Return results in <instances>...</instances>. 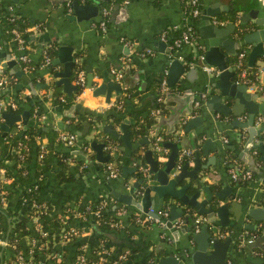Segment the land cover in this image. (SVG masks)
Segmentation results:
<instances>
[{
  "label": "crops",
  "instance_id": "1",
  "mask_svg": "<svg viewBox=\"0 0 264 264\" xmlns=\"http://www.w3.org/2000/svg\"><path fill=\"white\" fill-rule=\"evenodd\" d=\"M71 1L67 4L66 0H0V17L5 14H15L30 25L26 28L29 30L28 33L23 37L21 36V42H19L13 37L11 30H4L0 20V53H6L8 59H14L16 69L25 76L23 78L16 75L12 67L0 66V77L4 75L6 79V83L0 85L1 127L6 121L3 113L28 114L24 121L22 119L14 120L7 128L10 127V132L13 131L14 136H19L24 125L35 127L38 135L34 137V144L38 146L41 144L46 149L44 160L46 166L42 167L44 187L40 196L47 201L50 214L59 213L62 209L71 212L72 217L67 222V226H74L80 231V235L68 246L59 242L52 245L53 250L62 246L68 249L61 263L45 256L46 258H41V264H74L73 256L77 245L85 243L89 248L90 243L88 241L96 232L94 226H97L98 229H104L105 232L102 233L98 230L99 235L93 237V241L97 240V245L104 243L112 251V255L120 252L118 251L119 248L124 245L131 247V258H125L118 264H131L133 260L141 263L148 253H151L156 260L165 255L166 249L169 250V248L172 249L173 255L179 258V264H194L190 261V252L194 248V242L190 236L187 237L186 233H181L176 241L168 228H161L162 222L148 225L133 222L130 217L138 212L136 207L132 203H124L114 196V194H127L134 199L132 189L135 181L142 178V181L138 183V191L146 183L152 182L148 170L147 174L137 176V167L136 169L133 167L136 166L138 159H134V153L143 155L152 143L157 155L156 159L162 162L166 158L169 148L161 147L158 143L163 138L162 141L179 140V135L185 134L181 129V120L193 116H200L203 125L208 127L212 138L218 140L216 150H208L207 154L199 152L201 163H205L207 157L211 159L207 166L201 168L197 174L202 184L207 185L210 190H222L224 193L217 204H226L229 222L227 225H220L219 229L215 226L212 227L214 230L218 229L217 238L222 240L226 236H230L225 253V262L226 264H264V220L256 221L251 217L242 215L250 201H254L253 204L249 203L250 205L264 207V174L258 172L263 163L260 158L262 152L258 147L251 144L261 141V146L264 147V133L263 131H256L247 143L250 136L247 128L231 123L233 118L244 121L246 111H242L236 116L230 112L209 111L204 106L206 98L198 106L195 105V100L201 92L205 91L206 97L208 96V89L213 93L218 92V88L207 85L211 81H217V76L206 73L200 68L201 63L205 62L194 58V47L191 45H182L174 51L173 57L170 58L167 54L169 50L166 41L160 39V33L165 28L172 25L181 27L188 23L195 30V40L199 45V52L202 53L204 42L211 38H217L213 30L214 25H226L225 20L215 23L212 18H210V22L204 19L201 15L206 10L213 13L222 11L224 7L233 9L238 15L233 21L239 22L249 7H260L264 4L259 3L258 0H199L200 14L195 19H188L185 15L184 6L179 0H78L81 4L102 5L107 24L105 30L101 31L94 26V23L101 18L102 7H98L96 15L89 19H76L73 17L74 10L71 7ZM222 13L224 11L215 15ZM223 38L230 40L226 64L232 70L230 79L237 83L234 78L233 62L241 48L248 52L250 44L247 43L237 48L235 43L240 38L235 29H228ZM222 41L218 40V47L219 50L224 51L226 48L222 45ZM49 43L55 45L53 57L47 63L38 64L43 51L42 48ZM62 43L71 47L73 62L77 61L84 72V84L81 90L65 106L62 101L71 95L74 88H71L70 93L67 94L63 85L54 83L56 77L53 76L47 66L48 64L54 65V72L62 70V62L51 63V60L57 55V47ZM263 55L264 53L259 55L254 63L256 64ZM21 56H24L25 60H21ZM173 58L181 62L183 71L179 74L178 80L168 86L166 84V69L167 64ZM4 59L3 55L0 56V62H3ZM25 61L28 63L25 64ZM117 69L121 71L119 80L115 79L112 72V70ZM257 78L260 87L258 90H253L245 85L248 90L258 94L255 100L262 102L264 101V75L258 73ZM68 79L71 85H76L70 74ZM161 79L165 81V89L162 90L159 83L158 94L154 98L155 85ZM110 82L117 84L119 88L118 90L108 89V98H105L107 83ZM53 84L56 86V95L52 94L54 91ZM100 84H105L103 88L105 91H102L104 93L94 92V89ZM122 89L131 91V102L134 104V108L119 112L114 110L113 104L118 100ZM9 101L14 102V107L8 105ZM222 101L228 105L233 103L230 97H222ZM40 102L42 106L39 105ZM155 102L162 105V110L160 106L156 107L158 111H155ZM82 108L101 113L104 118L97 123L95 128L89 130L88 127L89 132L87 131L80 137L77 131L82 129V122L79 118ZM187 110H191L192 114L187 115ZM203 110L204 114L202 113ZM137 111H139L140 116L147 112L153 113L154 120L151 128L143 136L141 135L134 140L129 138L131 145L137 143L135 149L134 147H125L119 139H116V142L112 144L105 141H111L114 138L106 132L99 131L97 126L110 124L113 130L120 132V122L126 119L129 128L136 120ZM107 116L108 118L104 121ZM257 116H261V114L256 113L254 115L253 126L258 128L262 124V130H264V123L257 122ZM213 117L217 119L214 120ZM17 122L22 125V128L18 130L15 129ZM59 123H62V128L59 127ZM196 124L197 121L190 131H197L200 128V125ZM171 128L174 130H170ZM61 129L71 131L76 135L73 145L68 146L57 138L56 134ZM53 130L56 133L54 136L52 135ZM96 133L101 139L95 141L104 142L101 148L102 155H109V158L102 162L95 159L94 150L89 145L90 138ZM140 140L141 142L138 143ZM197 140H200V136L197 137ZM118 146H122V148L119 149ZM107 147H111L109 150L111 155L104 152ZM71 150H78L79 152L72 153ZM182 151H186V156L183 154V157L187 160L188 168H190L192 166V149L186 146L180 148V153ZM63 152H70L71 155L72 163H67L70 178L57 182L54 179V173L60 169L57 155ZM114 152L119 159L116 162L118 173L111 176L104 166L107 161L112 160L110 156L115 157ZM238 154L252 157L253 166L251 167L250 164L240 159ZM37 159L36 153L25 163L27 173H34ZM11 163V160L4 161L7 167L11 166ZM141 165L148 168L145 159L144 164ZM123 166L130 170L123 169ZM239 167L250 172V178L242 179L245 181L242 184L234 182L239 178L232 179L230 177V171ZM187 180L188 178H184L183 182ZM12 190V194L8 198L6 197L4 203L0 204V209L3 211L12 208L19 196L20 188L15 187ZM228 194L233 195L232 199H236V202L240 203V207L235 202L229 205L231 198L228 197ZM150 195L152 197L153 192H150ZM201 196L202 193L199 197ZM169 203L167 206L179 205L177 202ZM98 205L101 207L102 215H106V217H116L117 209L123 207L124 212L118 217L121 224L115 227L101 225L91 212L92 208ZM149 207L153 208L154 211H161L158 214L160 217H167L168 215L166 207L161 201L151 204ZM232 208L236 211H233ZM237 210L242 211V213L235 217L234 213H237ZM73 211L84 212L78 216L74 215ZM198 217L203 219L197 214L195 221ZM26 223L28 227L32 226L31 221L26 220ZM174 223L180 224L181 219L177 218ZM245 223H255L256 226L247 229L243 227ZM197 230L198 225H195L193 231L196 232ZM107 232L111 236H108ZM26 241V235L20 236L22 250L26 249ZM235 241H237L236 244ZM248 243L253 244L247 250ZM73 245L75 246L73 247ZM9 255L10 252L6 246L0 245V264L4 263ZM252 259H257L258 262L253 263L250 261ZM147 262H151L150 258Z\"/></svg>",
  "mask_w": 264,
  "mask_h": 264
},
{
  "label": "water",
  "instance_id": "2",
  "mask_svg": "<svg viewBox=\"0 0 264 264\" xmlns=\"http://www.w3.org/2000/svg\"><path fill=\"white\" fill-rule=\"evenodd\" d=\"M71 7L74 10V18L89 19L90 17L96 15L98 7L101 8L102 5H97L95 3L81 4L78 2V0H72ZM222 11H224V13L215 15ZM222 11L211 13L210 11L206 10V12L201 15L209 22L211 16L213 15L218 16L219 18L226 21L225 26L214 25L213 30L217 38H211L204 42V49L202 52L203 60L205 64L214 66L211 74L217 76V81H211L207 85H209V87L218 88V92L216 93H213L208 89V96L204 100V106L209 111H218L222 113L230 112L234 116L238 115V113L242 111H246V119L244 121H238L237 119L233 118L231 123L247 128L250 135L247 140L248 143L250 137H252L256 131H263L264 133V130H262L263 126H261L262 124L258 128L253 126V118L256 113L264 116V101H256L255 98L258 95L256 92H251L247 89L245 84L235 83L230 79L232 70L228 68L226 64L229 55L228 49L230 40H224L223 37L228 29H235L240 38L235 43L237 48L247 43L250 44V48L247 52L246 63L251 69L257 57L264 53V6L261 5L260 7H249L243 13L241 20H238L239 22L233 21L236 20L238 16L235 10L224 7ZM70 16L72 17V15ZM218 40H223L221 43L224 45L226 50H219ZM2 55L5 57V59L3 62H0V66L7 65L12 67L16 75L25 78L21 71L16 69L15 60L8 59V55L6 53L1 52L0 56ZM57 62H62L63 68L61 71L53 73V76L56 77L54 83L63 85V88L67 91V94H69V90L75 87L74 85L70 84L68 79L71 65L73 63V56L71 54L70 46L62 43L57 47V55L51 60V63L55 64ZM182 71L183 65L181 62L175 58L171 59L167 64L166 84L171 86L175 81L178 80V76ZM104 87L105 84H100L94 89V92L104 93L102 92L105 91L103 90ZM110 88L118 90L119 86L115 83H107L105 98H108V89ZM222 97L232 98V105H228L225 101H222ZM202 113H205L204 110ZM186 114L190 115L192 114V111L187 110ZM3 115L6 117V121L3 123L2 128L6 130L14 120L22 119L24 121L28 114L23 113L22 115H16L12 112H9L3 113ZM213 119L215 120L217 118L213 117ZM201 120L202 119L200 116H193L187 119L183 118L181 120V129L185 134L179 135V140L160 141L158 143V145L161 147L169 148L166 158L162 162L158 161L156 156L154 157L152 153L154 151V145L151 143L148 146V149L144 151L143 156L148 165V171L152 182L146 183L143 188L138 191V183L139 181H142V178L138 179V181H135L133 183L132 189L134 192L133 195L135 196L134 199L127 194H114V196L124 203H132L136 207V211H147L154 217H158V215L153 210L148 211V207L151 204H156L161 201L163 206L166 207L169 202L179 203L177 206L171 204L166 207V211L168 213L167 217L159 216V221L162 222L161 228H168L171 231L173 239L176 241L178 239V235L181 233H186L187 237L190 236L191 240L194 242V248L190 252V261L192 263L226 264L225 253L230 241V236H226L222 240L216 236L217 230L219 229L218 227L220 225H227L229 222L227 219L228 208L226 204H217L218 200L223 197L224 193L222 190H210L207 185L202 184V181L199 179L197 174L201 168H205L207 166L208 161L211 159L210 157H207L206 162L201 163L199 159L200 153L207 154L208 150H216L218 146V140L212 138L208 127L204 126ZM196 121V125H200V128H198L197 131H190L191 127L194 125V123H196ZM126 122V119H123L120 122V132L113 130L110 124L97 126V129L99 131L108 133L114 139H119L125 147H134L135 149L137 143L134 145L130 144L129 128L127 127ZM59 127L62 128V123H59ZM170 130H174V128H171ZM87 131L88 123L87 121L83 120L82 129L77 131V133L81 136L86 134ZM198 136H200L199 141L197 140ZM140 142L141 140L138 141V143ZM251 144L254 147H258L262 152L260 158L262 159L263 163L258 172L259 174L262 172L264 174V147L261 146V141ZM89 145L94 150L95 159L99 162L109 158L108 154L102 155L101 153V148L104 145V142H96L95 140H91ZM186 146L192 149L193 154L192 166L190 168H188V162L184 159L185 157L180 156V148ZM118 148L121 149L122 146H118ZM71 152L77 153L79 151L71 150ZM241 154H238L240 159H243L252 167V157H247L246 155ZM113 155L116 157L115 152ZM123 169L127 171L130 170L125 166H123ZM133 169H136V166L133 167ZM184 178H188V180L183 182ZM150 192H153L154 194L152 197ZM200 193H202L201 197H199ZM228 195L227 196L231 198L229 205H232L235 202L237 206L240 207V203L236 202V199H232L233 195ZM249 203L253 204L254 201H250ZM249 203L246 205L245 211L242 215L244 217H251L256 221H263L264 207L250 205ZM232 210L236 211V209L233 208ZM196 213L203 217L199 223L195 221V216L197 215ZM240 213H242V211L234 213L235 217H238ZM177 218L181 219V223L178 225L174 223ZM188 221L190 222L189 224ZM195 225H198V230L196 232L193 231V227ZM212 226H215L218 229L214 230ZM255 226V223H245L243 225V227L247 229L254 228ZM94 228L96 232L93 233L92 237L88 241L89 243L93 242V237L99 235V232H105L104 229H98L97 226H94ZM109 234L107 232V235L111 236ZM253 243L247 244V250ZM75 245L77 244L75 243ZM75 245H73V247ZM179 261V258H176L172 253V249L169 248V250L166 249L165 255L158 257L153 264H179ZM250 261L253 263L258 262L257 259H252Z\"/></svg>",
  "mask_w": 264,
  "mask_h": 264
},
{
  "label": "trees",
  "instance_id": "3",
  "mask_svg": "<svg viewBox=\"0 0 264 264\" xmlns=\"http://www.w3.org/2000/svg\"><path fill=\"white\" fill-rule=\"evenodd\" d=\"M87 1V0H84ZM185 13H187V9L185 8ZM2 27L5 29L11 30L16 29L20 36H24L28 33L29 30H26V28L29 25L28 22H26L21 17H12L11 15H2L0 17ZM105 22L107 24V21L105 19ZM179 30L178 29H172L171 32L167 35V42L170 43L172 38L177 34ZM42 54L41 57L38 60V64L44 62L45 58L48 57L51 59L55 53V45L53 43H49L44 45L42 48ZM246 56L243 59V65H246ZM28 62L25 61V64ZM48 69L50 72L54 73L55 66L48 64ZM81 68V65L75 61L71 65L70 70V76L72 79L75 77L76 71ZM236 76V70L234 71V78ZM246 77L249 79V81L257 83V80H255V73L253 69H247L246 70ZM159 81L155 85V90L153 93H155L154 98L157 97L158 90H159ZM82 86L76 84L71 95L67 98H65V101H62V104L65 106L67 103L71 102L74 97L79 93ZM54 91L52 94L56 95V86L53 84ZM132 95L131 91L129 89H122L119 98L116 101V103L113 104V108L115 111L123 112L131 110V108H134V104L131 102ZM68 101V102H67ZM155 101V99H154ZM61 103V102H60ZM42 106V103L39 104ZM155 108L160 107L162 110V105L158 102H155L154 104ZM139 111H137L136 114V120L129 126V138L134 140L141 135L148 132V129L151 128V125L154 120V114L147 112L145 115L140 116ZM79 118L82 120H86L88 123L89 130L96 127L98 122H101L104 116L101 113L94 112L87 108H82ZM108 118V116L104 119V121ZM80 125V123H78ZM89 132V131H88ZM56 134L53 130L52 135L54 136ZM25 135V136H23ZM38 135L37 130L35 127L31 125H24L21 134L19 136H14L13 131L10 132V127L7 128L5 131L1 127L0 124V168L4 169L3 177L0 178V196L3 195L5 198L9 197L12 194V189L15 187L20 188L19 196L16 199L14 205L12 208H10L7 211H3L0 209V231L3 239H5V246L6 249L9 250L10 255L4 260V263L2 264H13V260L15 255L18 253V251L22 250V246L20 243V236L26 235L27 238L33 239L34 242H43L45 241L47 243V247L37 249V251L34 253V257H37L38 259L45 257V252H59L61 256L59 258H56V256L50 255L48 259L50 260H57L58 263L62 262V259L66 256L68 249L66 247H60L56 250H53L52 245L54 241L60 240V234L64 231V227L67 226V222L71 219L72 214L69 211H63V209L59 213H53L50 214V207L46 200H44L40 196V192L42 188L44 187V174H43V166H46L45 163V155L46 151L44 152L43 156L41 158L37 159L36 167L33 174L27 173L25 170V163L31 159V157L37 153L38 154V145L34 144V137ZM57 135V134H56ZM82 137V136H80ZM165 137V136H164ZM101 139L97 136V133L94 134L90 138V140H96ZM164 140L161 139V141ZM107 142H110V144L116 142V139H112L111 141L105 140ZM20 142V147L27 146V149L22 150L21 154L22 157L18 155L17 152L9 151L10 148H15L17 146V143ZM86 142V141H85ZM163 142V141H162ZM18 147L19 149H22ZM111 147H107L104 152L109 153ZM154 157L157 156L156 152H152ZM110 154V153H109ZM57 155V153H56ZM70 155V152H63L61 154L57 155L58 159V165L60 166L59 170H56L54 173V179L59 182L63 180H68L70 178V172L67 170V163L62 159V156ZM111 155V154H110ZM71 156V155H70ZM134 159H138V162L136 163L137 176H141L144 174L143 171L139 169L141 164H144V158L143 155L140 153H134ZM112 158L113 161L118 162L117 157L110 156V159ZM5 160H11V166L7 167L6 164H4ZM121 164V163H118ZM120 166V165H119ZM8 181V182H7ZM237 184L245 183V181H242V179L234 180ZM34 184L36 186L34 187ZM29 188V189H28ZM28 201L31 203H35L38 206L29 205ZM64 208V207H63ZM42 211V212H38ZM37 215L39 218L43 219L41 223V228L46 232L45 235H41L40 231L35 229L32 226L28 227L26 220L30 221L31 216ZM106 216V215H104ZM131 218V217H130ZM40 219V220H41ZM132 219V218H131ZM103 226H107L106 223L102 224ZM77 237L71 239L68 241V246L70 243L75 241ZM237 241H235L236 244ZM98 241H93L90 243L88 251L89 254L87 255V261H91L93 259H101L100 264H112V261L115 259V256L112 255V251L109 249L108 246H106L104 243L101 245H97ZM234 244V246H235ZM28 244L25 245V248H28ZM131 247L124 245L122 248L120 247L118 251L119 253L126 251V258H131ZM36 250V249H35ZM106 250L108 251V255L105 257L100 256V251ZM44 256V257H43ZM150 258L152 262L148 263L147 260ZM155 258L152 256L151 253H148L145 255L143 261L140 263L137 260H133L131 264H153L155 262ZM16 264V263H15Z\"/></svg>",
  "mask_w": 264,
  "mask_h": 264
},
{
  "label": "built area",
  "instance_id": "4",
  "mask_svg": "<svg viewBox=\"0 0 264 264\" xmlns=\"http://www.w3.org/2000/svg\"><path fill=\"white\" fill-rule=\"evenodd\" d=\"M69 1L70 0H66V3L69 4ZM179 1L183 4L184 9L185 8L187 9V13L185 15L188 17V19H190V18L195 19L198 17V15L200 14V12H199V0H179ZM258 1L261 4H264V0H258ZM101 11H102V16H101V18H99V20L96 23H94V26L98 27L101 31H103L106 28L105 10L103 7L101 8ZM10 15L12 17H15V18L17 17L15 14H10ZM211 18H212V21H214L215 23L216 22H222V20H224V19H221V18L216 17V16H212ZM172 29H178L179 31L172 38L171 42L168 43L167 42V35L169 32H171ZM11 32L13 33V37L16 40H18L19 42H21V36L18 33V31H16V29L12 28ZM160 39L166 41L167 46H168V50H169L167 54L170 58L173 57L174 51H176L182 45L189 44L192 47H194V56H195L194 58L199 59L202 62L203 56H202V53L199 52V49H198L199 45H198L197 41L195 40L196 39L195 38V30L191 24L186 23L181 27H178L177 25L169 26V27H167L161 31ZM246 53H247V51L245 49L241 48L236 54V58L233 62V66L236 70L235 81L237 83H244L249 88H251L253 90H258L260 87H259L257 75H258V73H261L264 75V55L261 57L260 60H258V62L256 64L254 63L255 65L254 64L252 65V69L254 70V73H255V80H257V83H254V82L249 81V79L246 77V70L249 69L247 64L243 65V59L245 58ZM20 58H21V60H25L24 56H21ZM48 60H49V58L46 57L44 62L47 63ZM200 68L206 73H211V71L213 70L214 67L212 65L205 64L202 62L200 65ZM112 72H113L116 80H119L121 78V71H119L117 69V70H112ZM0 74H1V70H0ZM73 80H74L75 84L83 86V84H84V72L81 68L76 71V74H75V77ZM4 83H6V79H5L4 75H2L0 77V85H3ZM160 88L162 90L165 89L164 79H161V81H160ZM205 98H206V92L205 91L201 92L199 94L198 98L195 100V105L198 106L201 103V101H203ZM158 99H159V97H158ZM0 105H2V103H0ZM8 105L10 107H14L15 104H14V102L9 101ZM155 111H158V108H155ZM256 121L264 123V116H262V115L257 116ZM20 128H22V125H21V123L17 122L15 124V129L18 130ZM23 136H25V135H23ZM57 138L60 141H62L63 143H65L66 145L71 146L74 144V142L76 140V135L71 131L61 129V130H58V132H57ZM20 146H21V143L18 142L17 146L15 148H10V151L17 152L18 155L20 157H22L21 152H22V150L27 149V146H25V147L24 146L20 147ZM18 147H20L22 149H19ZM38 149L39 150H38L37 157L41 158L43 156L44 152L46 151V149L41 144H39ZM183 154L185 155L186 151H182L180 153V156L183 157ZM62 160L65 161L66 163H72L71 156H69V155L62 156ZM104 167H105V170L108 172V174L111 176L116 175L118 173L117 163L113 160L107 161L105 163ZM139 169L141 171H143L145 174H147L148 168L146 166L141 165L139 167ZM3 172H4V169L0 168L1 178L3 177ZM230 177L232 179H236V178L249 179L250 178V172L246 169H242L239 167V168H235L234 170L230 171ZM35 186H36V184H34V187ZM5 200H6V198L2 193V195L0 196V204L4 203ZM28 204L33 205V206H38L34 202L31 203L30 201H28ZM100 209H101V207H100V205H98V206L92 208V211H91L93 213L95 219L98 222H100L102 224L106 223V225L110 226V227L119 226L121 224L118 217L124 212L123 207L122 208L119 207L117 209L116 217H106V216L102 215ZM152 210H153V208L148 207V211H152ZM38 212L40 213L42 211H38ZM83 212L84 211H73V214L79 216V215H82ZM154 212L157 215L159 213H161V211H159V212L154 211ZM131 218H132L133 222L138 223V224H142V225H148L150 223H157L158 224L160 222L159 221V215H158V217H154L151 214H149L147 211L137 212L134 215H132ZM40 219L41 218H39L37 215H33V216H31L30 221H31L33 227L40 231L41 235H45L47 231H45L41 228L40 222L43 219H41V220ZM200 220H201L200 217L196 218L197 222ZM64 228H66V229H64V231L60 234V240L54 241V243H58V242L59 243H67L71 239L78 237L80 235L79 229H76L74 226H66ZM5 243H6L5 239H3L2 235H1V231H0V245H5ZM26 244L29 245L28 248L25 250L18 251V253L15 255L12 263L13 264H15V263L16 264H41L42 263L41 259L34 257V253L37 251V249L47 247V243L45 241L34 242L33 239L29 240L27 238ZM125 253H126V251L122 252V253H119V252L116 253L114 255L115 259L112 261V264H118L120 261L125 259L126 258ZM88 254H89L88 246L85 243L78 244L77 248H76V252L74 253V256H73V263L74 264H100V260H102V258L87 261V255ZM108 254L109 253L106 250L100 251L101 257H105ZM50 255L56 256L57 258H59L61 256V254L59 252H51V253L45 252V256L50 257ZM151 262H152V260H151Z\"/></svg>",
  "mask_w": 264,
  "mask_h": 264
},
{
  "label": "rangeland",
  "instance_id": "5",
  "mask_svg": "<svg viewBox=\"0 0 264 264\" xmlns=\"http://www.w3.org/2000/svg\"><path fill=\"white\" fill-rule=\"evenodd\" d=\"M54 244V243H53Z\"/></svg>",
  "mask_w": 264,
  "mask_h": 264
}]
</instances>
